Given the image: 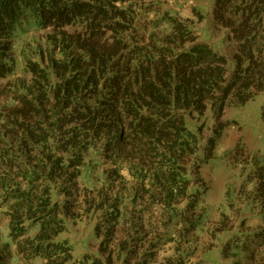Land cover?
<instances>
[{
    "label": "trees",
    "instance_id": "1",
    "mask_svg": "<svg viewBox=\"0 0 264 264\" xmlns=\"http://www.w3.org/2000/svg\"><path fill=\"white\" fill-rule=\"evenodd\" d=\"M141 10L0 0V264L12 248L42 264H201L196 251L212 248L199 246L200 152H213L229 108L264 91V0H216L231 58L190 19L151 9L141 26ZM208 110L217 127L206 139ZM92 156L107 166L97 178ZM254 178L260 225L237 214L241 238H222L233 264H264V165ZM78 221L93 224L98 248L77 259L64 235Z\"/></svg>",
    "mask_w": 264,
    "mask_h": 264
},
{
    "label": "rangeland",
    "instance_id": "2",
    "mask_svg": "<svg viewBox=\"0 0 264 264\" xmlns=\"http://www.w3.org/2000/svg\"><path fill=\"white\" fill-rule=\"evenodd\" d=\"M215 2L216 0H139L142 9L139 13L140 24L145 25L146 18L153 17L152 13H148L151 9L159 14L169 13L182 20L190 19L189 23L200 41L211 45L217 54L231 58L235 53V45L230 41L228 31L215 28L213 24L212 12ZM223 122L228 125L220 130V137L213 152L209 156L200 152V158L203 159L200 177L206 184V191L202 194L200 204L202 217L198 233L204 235L199 239V246L202 247L205 243L212 246L205 252L201 249L196 251V262L201 264H233L232 260L222 257V238L229 240L235 233L241 238L242 234L238 229L241 223L238 222L237 214L242 221L247 220V227L251 229L260 225L258 206L254 200V173L257 167L264 165V91L243 106L229 108ZM200 123L205 125L206 139L214 135L217 123L210 110L205 113ZM189 127L196 132L191 124ZM205 134L203 143L206 141ZM91 160L98 161L97 167L90 174L97 178L107 166L98 156H92ZM196 191H200V188H195L194 192ZM225 219L227 224L228 221L231 222L232 230L228 228L224 234L217 232L216 238L209 241L206 237L207 231L212 230L217 223L221 222L220 225H223ZM5 224V220H2V226ZM68 226L70 230L64 238L70 239L75 257L78 259L85 253H95L98 241L93 235V224L78 221L69 223ZM5 229L2 230L3 241L7 240ZM11 251L7 264H42L39 258L20 260L15 248Z\"/></svg>",
    "mask_w": 264,
    "mask_h": 264
}]
</instances>
